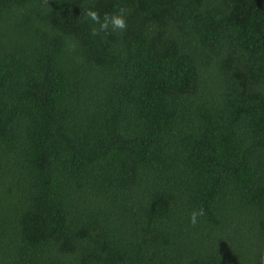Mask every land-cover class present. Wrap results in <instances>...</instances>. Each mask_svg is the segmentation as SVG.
<instances>
[{
  "label": "trees",
  "instance_id": "1",
  "mask_svg": "<svg viewBox=\"0 0 264 264\" xmlns=\"http://www.w3.org/2000/svg\"><path fill=\"white\" fill-rule=\"evenodd\" d=\"M0 264H264V0H0Z\"/></svg>",
  "mask_w": 264,
  "mask_h": 264
},
{
  "label": "clouds",
  "instance_id": "2",
  "mask_svg": "<svg viewBox=\"0 0 264 264\" xmlns=\"http://www.w3.org/2000/svg\"><path fill=\"white\" fill-rule=\"evenodd\" d=\"M83 17H86L93 21L95 24L99 25V29L93 28L92 35H99L100 32H108L109 26L113 31L120 30L125 31L128 27L125 16L124 9H120L118 14H105L103 20H101L100 14L94 10H88L83 12ZM204 215V209L200 208L199 210L193 211L190 216V224L195 226L197 224V218Z\"/></svg>",
  "mask_w": 264,
  "mask_h": 264
}]
</instances>
